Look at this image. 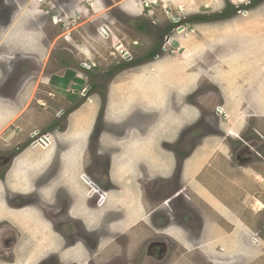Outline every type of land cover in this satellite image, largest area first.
I'll return each mask as SVG.
<instances>
[{"label":"rangeland","instance_id":"rangeland-1","mask_svg":"<svg viewBox=\"0 0 264 264\" xmlns=\"http://www.w3.org/2000/svg\"><path fill=\"white\" fill-rule=\"evenodd\" d=\"M228 61L231 64L228 71H234L229 83L236 79L256 86L257 90L264 84V71L258 72L255 66H264V0H0V148L21 139L29 143L24 133L45 129L54 120L53 115L61 109L63 101L61 96H54L56 87L54 82L49 85V81L55 80L64 69H68L67 77L72 78L73 67H80L81 63L87 69L93 66L90 80L97 85L94 89L97 94L102 91L101 113L105 110L109 82H114L112 97L116 89L128 101L143 94L142 106L150 109L159 106L163 111L176 101L184 111L191 109L188 103L192 104L193 93L202 86L209 87L211 81L215 83L213 86L226 91L223 70ZM243 62L250 73L243 71ZM136 80L142 84L149 80L148 90L145 91V86L141 90ZM124 83L130 86L126 93L121 90ZM76 84L74 88H79L78 81ZM242 95L240 92L242 112L248 113L250 99ZM41 102L49 108H42L45 105ZM192 118L193 115L187 118L186 129L195 125L188 122ZM158 120L163 126L167 116L166 120L161 116ZM245 124V120H239L238 126L231 127L244 128ZM250 128L264 132V118L254 119ZM172 137L178 145L180 136L175 133ZM215 142L204 144L212 145H207L202 158V151H198L200 157L192 156L201 159L204 167L203 164L186 167L183 179L184 184L192 181L189 188L197 197L193 199L201 203L199 198L205 199L212 208L211 212L208 210V230L203 241H194V234L184 231L187 226L180 230L177 218L172 221L177 223L164 228L163 241L168 243L169 253L161 262L151 263L264 264V234L259 231L264 215V164L253 163L248 172L233 169L235 164L222 151L223 142L220 139ZM184 156L183 153L180 160ZM253 175V179L248 178ZM256 175L262 180H257ZM244 176L249 182L242 181ZM148 177L144 186L157 190L161 179ZM149 195L153 205L148 200L135 202L148 208L161 205L160 197L151 196L150 192ZM20 212L18 218H12L13 214L5 208L4 215L0 212V221L16 220L14 223L21 231L19 247L14 251L21 259L18 264H38L50 241L48 231L42 229L46 223L39 221L31 210ZM141 214L146 215L142 211ZM101 215L99 211L98 217ZM154 224L148 218L136 226L131 233L136 240L129 247L123 238L114 250L111 247L114 244L107 245L112 240L106 239L107 247L103 245L96 260L102 264L121 250L112 258L113 264H139L143 248L135 241L150 236L146 230ZM101 230L106 231L104 226ZM26 253L30 258L22 255Z\"/></svg>","mask_w":264,"mask_h":264},{"label":"flooded vegetation","instance_id":"flooded-vegetation-1","mask_svg":"<svg viewBox=\"0 0 264 264\" xmlns=\"http://www.w3.org/2000/svg\"><path fill=\"white\" fill-rule=\"evenodd\" d=\"M85 67V63H81L80 67H73L72 78L67 77L68 69H64V73L61 72L55 80L49 81V85L54 82V85L65 93L69 91L73 94L74 96L71 97L73 105H68L70 97L56 90L57 95L54 96L63 97L61 99L63 102L61 109L53 115L54 120L48 123L45 129L30 133L27 138V141L30 140L29 143L21 141L0 148V212L4 215V209L7 208L13 214L12 218L14 216L18 218L20 211L31 210L39 221L46 223V227L42 229L48 231V241H50L45 255L38 264H101L96 257L99 258L100 250L106 245L104 243L106 239L112 240L107 245L114 244L111 245L114 250H117L123 238L127 240L125 244L127 247L134 243L128 231L115 229L114 224L119 217L115 215V210L112 211L113 207L108 209L105 204L109 191L114 188V185L108 183L109 180L101 181L107 178L106 171L111 167L110 159L101 158L102 153L101 150L98 151V144L93 143L88 151L96 157L92 156L93 159L88 161V166H85L83 150L79 152L78 157L65 143L70 115L79 108L83 99L91 100L92 93L97 94L94 90L97 85L90 80L94 72L93 66H89L90 69ZM60 80L63 81V86L57 85ZM68 81L71 82V88L66 87ZM77 81L81 85L80 88H74ZM85 83L87 84L83 86ZM98 83L101 81L99 80ZM110 83L106 84L107 93ZM200 89L207 88L202 86ZM49 93L53 97V93ZM193 94L194 100L195 93ZM98 95L101 96L102 91ZM41 104L45 105L42 107L45 110L49 108L45 102ZM205 107L211 111L200 110L198 125L185 129L178 145L166 146L167 151L175 157L173 175L158 180L160 183L157 190L147 188L151 196L156 194L160 197L161 205L145 210L147 214L143 220L146 222L149 218L156 224L152 229L146 230L148 235L151 233L150 236L143 241L142 238L135 241L136 245L142 243L138 246L143 248L140 252L139 264H153L151 263L153 261L159 263L169 253V246L163 241L166 240L163 234L165 229L177 223L172 222L177 218H179L177 225L180 230L181 227L187 226L184 231L192 232L194 241H203L208 230V210L211 212L212 208H209L210 202L205 199L199 198L202 203L193 199L196 193L192 192L191 187L189 188L192 181L184 184L183 179L187 169L186 159L197 156L198 150L206 142L217 143L215 141L220 139L224 146L222 151L235 164L233 169L241 171L244 169L248 172L251 171L249 165L256 162L264 164L262 130L250 128L252 127L250 125L243 131L224 128L220 126L226 118L223 105L210 99L205 102ZM222 151H220L221 156L225 157ZM183 153L185 156L180 160ZM67 154L70 155L69 163L72 167L66 164ZM202 173L203 171L200 172V177ZM218 174L220 175V172ZM255 178L262 180L257 175ZM151 201L154 202L152 199ZM101 210L107 213L102 212L103 215L99 218L98 214ZM180 219L187 224L182 223ZM15 221L7 218L0 221V264H18L21 261L14 253L22 238ZM120 221L119 219L117 222ZM102 226L106 231L101 230ZM259 231L264 234V215L260 219ZM118 251H115V256L112 258L115 259L119 255ZM22 255L30 258L29 253ZM112 258L102 264H113Z\"/></svg>","mask_w":264,"mask_h":264},{"label":"crops","instance_id":"crops-1","mask_svg":"<svg viewBox=\"0 0 264 264\" xmlns=\"http://www.w3.org/2000/svg\"><path fill=\"white\" fill-rule=\"evenodd\" d=\"M229 65L231 64L228 61L226 66L224 65L226 68L223 71H225L227 87L231 88V92L228 93V88H226V91L222 88H216L213 86L215 83L211 81L212 85L209 87L206 86L207 89L202 90L199 88L195 91V99L192 104H190L191 102L188 103L191 109L181 111L179 104L173 101L171 108L163 109V111L169 113L165 115L159 106L155 109H150L144 105L142 106L143 94H139L138 97L128 101L129 99L125 95L120 96L121 92L116 89V92L114 91L116 95L112 97L113 82L108 87V95L106 94L107 102L103 113H101L102 100L100 95L92 93L91 100L83 99V103L79 108L70 115L69 129L65 135V143L71 149V152L77 154L79 157V152L83 150L85 166H88V161L93 159L92 156H95V154L92 155L91 152L89 153L88 149H91V145L96 143L99 146L98 151L101 150V158H105L106 160L110 159L111 161L110 170L106 171L107 178L101 181L107 182L109 180L108 183L114 185V188L109 191L105 204L108 205V209H112L113 207L112 211L115 210V215L119 217L114 224L116 230L128 231L131 234L136 226L142 224L144 215L141 214V211L146 213L145 210L148 209V206L142 207L141 204L135 201L137 199L142 201L148 200V203L152 204L147 191L148 186H144L143 184L146 180L145 178L149 176L148 178L161 179L170 178L173 175L171 173L174 171L175 157L167 151L166 146L176 145V139L172 137L173 134L176 133L178 137H182L189 115H193V121L188 120V122L198 125L197 120L200 114L198 112L200 110L205 112L211 111L205 107L207 100L211 99L223 105L226 118L223 119L220 126L227 129H232L231 125L238 126L239 120H245L247 125L245 124L243 126L244 128L234 129V131H243L247 128L245 126H253L254 119L264 118V84L260 85L257 90L256 86L251 87L248 84L242 83L240 80L235 79L229 83L234 76L232 75L234 71H228ZM242 66L244 67L243 71L249 72L248 69H245V62L242 63ZM255 66H258V72L264 71L263 65L259 67L256 64ZM145 82L147 85H144ZM145 82L142 84L141 80H136V85L141 86V90L144 88L142 86H145V91H147L149 88V80ZM66 84V87L71 88L70 81ZM124 84L121 90H125L124 93H126L129 85L127 83ZM57 85L63 86V81L60 80ZM240 88L243 90L240 91ZM56 90H60L61 94H64V96L67 95L68 98L70 97L71 93L69 91L65 93L58 87H56ZM240 92H243L242 98L248 96L250 99L249 108L251 110L248 113L242 112L244 108L240 105L243 101L239 96ZM225 95L228 96V99ZM173 100H175V97ZM73 103L70 97L68 105L71 106ZM25 108L23 112L26 111ZM195 109L197 110L196 114L194 112ZM235 110L238 111L235 112ZM160 116L165 120L167 116V121L163 126L160 125L162 121L158 120ZM233 120H236L237 123L233 124ZM13 130H9L10 133ZM24 135L27 137L29 133H24ZM13 137L15 138V136ZM21 140H18V142ZM207 145H204L198 150L202 151L201 158L204 156V151L208 149ZM198 155L200 157V154ZM69 158L70 155L67 154L66 164L68 167H72L69 163ZM185 164L186 167H189L203 164V161L198 158L188 157ZM243 178L242 181L244 183L249 182L246 176ZM248 178L253 179L254 175ZM102 212L104 214L107 213L101 210ZM119 219L121 221L117 222ZM252 258L253 260H258L254 259V257ZM252 262L254 263V261Z\"/></svg>","mask_w":264,"mask_h":264},{"label":"bare ground","instance_id":"bare-ground-1","mask_svg":"<svg viewBox=\"0 0 264 264\" xmlns=\"http://www.w3.org/2000/svg\"><path fill=\"white\" fill-rule=\"evenodd\" d=\"M59 22V21H58ZM183 31V30H182ZM47 144V143H46ZM258 203V202H257ZM261 206H263V205H261ZM258 207V206H257ZM260 207V206H259Z\"/></svg>","mask_w":264,"mask_h":264},{"label":"water","instance_id":"water-1","mask_svg":"<svg viewBox=\"0 0 264 264\" xmlns=\"http://www.w3.org/2000/svg\"><path fill=\"white\" fill-rule=\"evenodd\" d=\"M220 108V107H219ZM105 195V193H103Z\"/></svg>","mask_w":264,"mask_h":264},{"label":"trees","instance_id":"trees-1","mask_svg":"<svg viewBox=\"0 0 264 264\" xmlns=\"http://www.w3.org/2000/svg\"><path fill=\"white\" fill-rule=\"evenodd\" d=\"M206 17V16H205Z\"/></svg>","mask_w":264,"mask_h":264}]
</instances>
